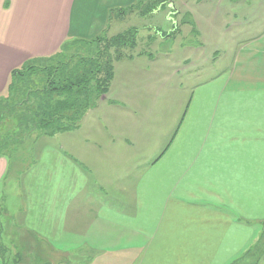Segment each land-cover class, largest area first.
<instances>
[{
	"label": "crops",
	"instance_id": "0c3cea01",
	"mask_svg": "<svg viewBox=\"0 0 264 264\" xmlns=\"http://www.w3.org/2000/svg\"><path fill=\"white\" fill-rule=\"evenodd\" d=\"M135 2L0 0V98L11 71L109 38L112 7L121 20ZM228 2L249 4L242 19L253 21L262 0ZM243 34L234 32L225 69L177 58L173 82L161 60L122 54L106 95L74 130L26 140L9 219L24 264H243L264 230V29L245 43ZM9 159L0 154V168Z\"/></svg>",
	"mask_w": 264,
	"mask_h": 264
},
{
	"label": "rangeland",
	"instance_id": "374dc122",
	"mask_svg": "<svg viewBox=\"0 0 264 264\" xmlns=\"http://www.w3.org/2000/svg\"><path fill=\"white\" fill-rule=\"evenodd\" d=\"M123 1L126 2L127 0ZM160 1L164 3L162 7ZM220 1L158 0V5L151 9L144 5L145 0H136L134 7L129 9L128 14L126 13L127 15L122 17L121 20H119L118 13L121 12L122 7L115 5L110 11L105 32L106 35H109L110 41L115 39V33H117L116 35L126 36V41H121L116 45H107L104 43L105 39H103L106 36L100 38L96 34L92 40L84 41L85 44H76L75 46L72 45L71 48H67L55 60L44 61L37 67L44 68V72H40L39 76H47L48 72H52L60 66V63L67 62L71 58L74 59L75 56L92 57L101 47L104 55L105 53L106 55L107 53L113 54L114 50L121 49L123 54L141 51L142 55H146L148 60L150 58L154 61L161 60L157 64L163 69L164 79L171 82L173 80L167 79L169 69H171V63L177 58L188 57L195 63L201 58H205L206 65L208 58H210L208 64L212 73H219V70H223L228 66L227 60L231 56L230 53L239 41L235 39L234 32L242 30L244 33L242 39L245 43L252 34L254 36V29L258 31L264 29V0H262L261 5L254 6V10L259 9V14L254 15L253 21L249 17L246 20L242 19L243 16L245 17V12L250 10L249 4L230 5L228 0L221 3ZM240 19L243 20L241 27L238 24L236 25ZM190 33L192 37L188 38L187 36ZM98 40H101L103 44L101 45ZM170 49L172 52H169ZM68 51L71 52L66 53ZM5 96H7V93ZM27 143L26 141L17 145V148L11 154H7L5 149L1 150V156H9L10 159L8 165L5 163V166L2 165L0 168V216L2 215L0 219L2 220L5 214L4 209L9 214L5 219L6 223H4L6 225L5 231L2 232L4 247L0 246V264H12L11 261L13 259L15 261L17 258H22L21 264H24L23 262L27 261L29 257L28 253L24 254L21 249H16L11 242V235L13 236L15 233L9 223V219L11 222L10 216L13 209L20 206L18 181L23 177L27 167V158H29ZM16 162L26 163L15 164ZM8 241L11 245L7 244ZM30 250L36 253V247H32ZM252 259L253 256H251ZM14 261L13 264H15ZM31 264L44 263L40 262V259H36Z\"/></svg>",
	"mask_w": 264,
	"mask_h": 264
},
{
	"label": "trees",
	"instance_id": "16d2710c",
	"mask_svg": "<svg viewBox=\"0 0 264 264\" xmlns=\"http://www.w3.org/2000/svg\"><path fill=\"white\" fill-rule=\"evenodd\" d=\"M106 38L104 43L107 45H116L127 39L120 35L111 41ZM98 42L103 44L101 40ZM122 54L121 49H116L113 54L104 55L101 47L92 57L73 55L74 59L60 63L47 76H39L44 68L33 65L11 71L7 96L0 98V128L3 133L0 154L3 149L11 154L17 145L33 135L51 137L74 130L85 113L106 95L113 77V63ZM246 255L248 258L243 259V264L246 261L255 263L264 256V230Z\"/></svg>",
	"mask_w": 264,
	"mask_h": 264
}]
</instances>
